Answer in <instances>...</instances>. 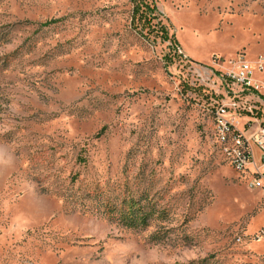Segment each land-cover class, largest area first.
I'll use <instances>...</instances> for the list:
<instances>
[{
	"label": "rangeland",
	"instance_id": "obj_1",
	"mask_svg": "<svg viewBox=\"0 0 264 264\" xmlns=\"http://www.w3.org/2000/svg\"><path fill=\"white\" fill-rule=\"evenodd\" d=\"M259 55L264 0H0V264H264L202 80Z\"/></svg>",
	"mask_w": 264,
	"mask_h": 264
},
{
	"label": "built area",
	"instance_id": "obj_2",
	"mask_svg": "<svg viewBox=\"0 0 264 264\" xmlns=\"http://www.w3.org/2000/svg\"><path fill=\"white\" fill-rule=\"evenodd\" d=\"M254 72H264V55L239 58L219 74L205 69L202 80L216 96L208 104L216 143L246 188L264 191V80Z\"/></svg>",
	"mask_w": 264,
	"mask_h": 264
},
{
	"label": "trees",
	"instance_id": "obj_3",
	"mask_svg": "<svg viewBox=\"0 0 264 264\" xmlns=\"http://www.w3.org/2000/svg\"><path fill=\"white\" fill-rule=\"evenodd\" d=\"M156 9L145 2H140L139 5H135L133 8V21L134 19L137 20V22H143L142 28H148L151 30V32H154L153 30L156 29V33H161V37L163 40H167L168 33L167 31L160 26V23H157L156 25L153 24V22L156 20ZM45 25V24H44ZM121 215V220L124 222H127V225L129 227H134L136 221H139L141 223L145 222L146 214L140 215V211L138 209H133L131 212L127 211H118Z\"/></svg>",
	"mask_w": 264,
	"mask_h": 264
}]
</instances>
